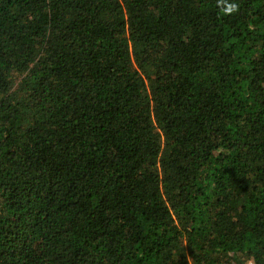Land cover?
<instances>
[{
  "label": "trees",
  "instance_id": "obj_1",
  "mask_svg": "<svg viewBox=\"0 0 264 264\" xmlns=\"http://www.w3.org/2000/svg\"><path fill=\"white\" fill-rule=\"evenodd\" d=\"M0 264H264V0H0Z\"/></svg>",
  "mask_w": 264,
  "mask_h": 264
},
{
  "label": "clouds",
  "instance_id": "obj_2",
  "mask_svg": "<svg viewBox=\"0 0 264 264\" xmlns=\"http://www.w3.org/2000/svg\"><path fill=\"white\" fill-rule=\"evenodd\" d=\"M238 8V5L236 3L229 4L225 7L224 11L225 12H235Z\"/></svg>",
  "mask_w": 264,
  "mask_h": 264
}]
</instances>
